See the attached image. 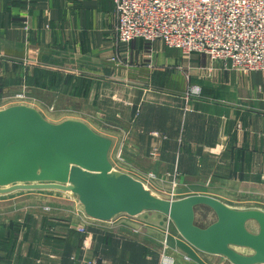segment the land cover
I'll return each instance as SVG.
<instances>
[{
	"label": "crops",
	"instance_id": "crops-1",
	"mask_svg": "<svg viewBox=\"0 0 264 264\" xmlns=\"http://www.w3.org/2000/svg\"><path fill=\"white\" fill-rule=\"evenodd\" d=\"M113 1L0 0V111L24 106L87 126L112 141L109 159L123 150L122 173L170 200L264 201V72L220 70L203 55L182 61L158 42L124 48ZM66 197L0 204V264H231L190 246L160 213L131 225L88 222L84 242V212Z\"/></svg>",
	"mask_w": 264,
	"mask_h": 264
},
{
	"label": "water",
	"instance_id": "water-1",
	"mask_svg": "<svg viewBox=\"0 0 264 264\" xmlns=\"http://www.w3.org/2000/svg\"><path fill=\"white\" fill-rule=\"evenodd\" d=\"M36 121L46 122L32 108L18 106L0 111V154L8 145L19 148L16 145L21 144L23 148L24 137L30 132L25 125L34 126ZM60 126L48 130L46 127L43 133L57 148L69 152L66 159L70 156L73 165L68 172L59 174L70 185L15 186L0 189V194L16 190L71 191L79 197L87 216L103 222L121 214L136 217L144 212H157L168 217L183 240L205 254L223 257L231 264H264V211L236 210L207 195L179 200L159 198L132 176L109 171L111 141L78 122L67 121ZM83 163L91 170L85 169ZM201 206L212 209L217 217V221L207 228L196 224V208ZM249 222L258 224L257 234L249 231ZM237 249H249L253 254L243 255Z\"/></svg>",
	"mask_w": 264,
	"mask_h": 264
},
{
	"label": "built area",
	"instance_id": "built-area-1",
	"mask_svg": "<svg viewBox=\"0 0 264 264\" xmlns=\"http://www.w3.org/2000/svg\"><path fill=\"white\" fill-rule=\"evenodd\" d=\"M114 6L116 41L124 48L135 40L160 42L187 60L206 56L220 70L264 72V0H114ZM122 154L117 159L124 163Z\"/></svg>",
	"mask_w": 264,
	"mask_h": 264
},
{
	"label": "rangeland",
	"instance_id": "rangeland-1",
	"mask_svg": "<svg viewBox=\"0 0 264 264\" xmlns=\"http://www.w3.org/2000/svg\"><path fill=\"white\" fill-rule=\"evenodd\" d=\"M49 1H45V2H49ZM176 51H178L179 54L181 55L182 61H187V59L185 58V56L183 55L181 51L179 50H176ZM20 95H24V98H21ZM16 98L19 100H24L26 96L24 93H20V94H17ZM45 121L46 122L44 123L42 122L40 123L36 121L34 126L25 125V127L30 129V132L28 135H25L24 137L23 141H25V144L23 145L24 146L23 148L21 147L22 146L21 144L16 145V146H20L19 148H16V147L13 148L12 145H8L5 151L2 153V155L0 154V160H1L0 189H6V188L15 187V186L42 185V184H60L64 186L70 185L68 180H66V178L61 177L59 174V172L61 171L65 173L68 172L70 167L73 165L72 160L70 159V156L67 157L66 159V156L69 155L68 154L69 152H65L57 148L52 142H50L51 141L50 138L45 133H43L44 128L47 127V130L48 128L49 129L61 128L60 126L61 124L53 123L47 120ZM103 139L108 140V138L106 137H104ZM109 141L111 140L109 139ZM154 149H157V153H158V157L156 159L152 157V151ZM117 154H118V151L114 152V150L112 149L110 153V159L108 158L109 164H110V167L108 169L112 173L119 174L122 172L117 167L119 165ZM149 158L153 162H155L156 160H159L158 158H160V150L158 147L156 146L152 147L151 152L149 154ZM82 166L87 170H91L89 165H85L83 163ZM144 186L147 187L148 190H150V187L147 184H145ZM152 193H154V195L159 198L170 200V196L168 195L158 194V193L155 194L156 192H152ZM63 195L67 196L66 197V199L68 200L67 202H72V203L75 202L73 204L79 206L84 212L86 223L84 226L82 223L77 226L78 234L80 235V237L82 236V239L84 242L86 241V238L90 237L88 227H87L88 222L89 223L94 222L97 224L100 223L106 226L111 222L118 221L120 224L121 222H126V224L131 225L130 222L132 220L142 215L141 214L136 217H131L125 214H121L117 216L115 219L108 221V222L98 221L86 215L84 211V207L79 201V197L76 194H74L71 191H60V190H16L11 193L0 194V204L2 205V203L7 202V201L13 202L16 205L17 203H19L20 205L18 207L23 209L24 207L27 208L29 206V203H32V205L35 203H39L40 200H45L46 197L54 198V197H59ZM174 198H175L174 196H171V200H174ZM244 203H241V201L236 202V204H234L235 206L234 209L236 210L264 209L263 200L258 201L257 206H250ZM22 209L17 211L16 214L22 213ZM46 211L50 212V208H47ZM0 212L2 211L0 210ZM74 212H76V210H74ZM152 213L155 214L157 212H144L143 213L144 215H142L141 217L148 215V214H152ZM79 214L80 216L83 215L82 213H79ZM216 221H217V217L212 209L205 207V206L196 208V224L199 227L207 228ZM137 227L138 228L136 229L141 228L143 230L142 225H139ZM248 229L250 232L254 234H257L259 232V226L256 222H249ZM101 231L103 233L113 232L105 228L101 229ZM84 250L86 252L88 248H84ZM237 251L243 255L253 254V252L249 249H237ZM97 258L98 257L94 256V258L84 260L83 263L84 264H100V260L99 258L98 259Z\"/></svg>",
	"mask_w": 264,
	"mask_h": 264
},
{
	"label": "bare ground",
	"instance_id": "bare-ground-1",
	"mask_svg": "<svg viewBox=\"0 0 264 264\" xmlns=\"http://www.w3.org/2000/svg\"><path fill=\"white\" fill-rule=\"evenodd\" d=\"M2 155V154H1ZM147 188V187H146ZM148 189V188H147Z\"/></svg>",
	"mask_w": 264,
	"mask_h": 264
}]
</instances>
